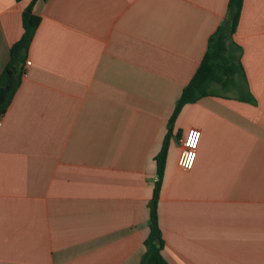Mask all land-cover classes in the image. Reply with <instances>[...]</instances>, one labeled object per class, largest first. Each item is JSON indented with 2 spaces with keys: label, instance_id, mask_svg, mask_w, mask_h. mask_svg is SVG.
Instances as JSON below:
<instances>
[{
  "label": "crops",
  "instance_id": "1",
  "mask_svg": "<svg viewBox=\"0 0 264 264\" xmlns=\"http://www.w3.org/2000/svg\"><path fill=\"white\" fill-rule=\"evenodd\" d=\"M31 0H0V75ZM229 0H38L0 120V264H141L156 157ZM245 82L187 105L158 203L168 264H264V0L234 35ZM202 133L191 171L181 139Z\"/></svg>",
  "mask_w": 264,
  "mask_h": 264
},
{
  "label": "trees",
  "instance_id": "2",
  "mask_svg": "<svg viewBox=\"0 0 264 264\" xmlns=\"http://www.w3.org/2000/svg\"><path fill=\"white\" fill-rule=\"evenodd\" d=\"M23 1V0H17ZM38 0H31L22 15L23 34L10 49V60L0 75V120L6 114L14 96L22 82L27 53L35 32L41 23V18L34 13ZM244 0H229L228 18L208 40L207 52L197 71L185 87L169 120V131L163 147L157 155L156 167L158 180L154 194L149 203L150 229L144 241L145 253L141 264H168L162 255L164 240L160 231L158 203L163 187V177L166 169L170 147L171 129L183 109L207 96H217L214 85L224 91L239 87L245 82V70L241 62L242 47L234 41V35L239 25Z\"/></svg>",
  "mask_w": 264,
  "mask_h": 264
},
{
  "label": "built area",
  "instance_id": "3",
  "mask_svg": "<svg viewBox=\"0 0 264 264\" xmlns=\"http://www.w3.org/2000/svg\"><path fill=\"white\" fill-rule=\"evenodd\" d=\"M31 62L26 61L25 67L30 66ZM27 76V70L24 68L23 78ZM202 133L199 129H190L181 139L182 154L179 165L185 171H191L197 159L198 149ZM158 180V179H157Z\"/></svg>",
  "mask_w": 264,
  "mask_h": 264
}]
</instances>
